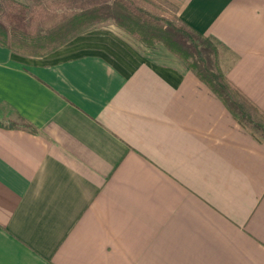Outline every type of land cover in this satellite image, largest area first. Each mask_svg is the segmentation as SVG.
<instances>
[{"label": "crops", "instance_id": "0c3cea01", "mask_svg": "<svg viewBox=\"0 0 264 264\" xmlns=\"http://www.w3.org/2000/svg\"><path fill=\"white\" fill-rule=\"evenodd\" d=\"M178 14L264 112V0ZM0 105V264H264V139L165 46L115 24L0 44Z\"/></svg>", "mask_w": 264, "mask_h": 264}, {"label": "trees", "instance_id": "16d2710c", "mask_svg": "<svg viewBox=\"0 0 264 264\" xmlns=\"http://www.w3.org/2000/svg\"><path fill=\"white\" fill-rule=\"evenodd\" d=\"M115 24L148 47L165 46L225 104L255 139H264V112L227 77L223 45L197 31L161 0H0V44L45 56L77 35ZM11 127L34 128L24 120Z\"/></svg>", "mask_w": 264, "mask_h": 264}, {"label": "rangeland", "instance_id": "374dc122", "mask_svg": "<svg viewBox=\"0 0 264 264\" xmlns=\"http://www.w3.org/2000/svg\"><path fill=\"white\" fill-rule=\"evenodd\" d=\"M184 1L185 0H161L163 7L167 8L168 14H174L175 16H179V10ZM1 106L3 105H0V121H5L2 116H7L8 114H10V112L8 109H6L5 106H3V108Z\"/></svg>", "mask_w": 264, "mask_h": 264}]
</instances>
